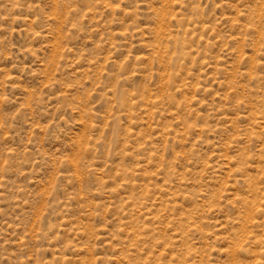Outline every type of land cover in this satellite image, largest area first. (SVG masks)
Instances as JSON below:
<instances>
[{"label": "rangeland", "instance_id": "374dc122", "mask_svg": "<svg viewBox=\"0 0 264 264\" xmlns=\"http://www.w3.org/2000/svg\"><path fill=\"white\" fill-rule=\"evenodd\" d=\"M0 264H264V0H0Z\"/></svg>", "mask_w": 264, "mask_h": 264}]
</instances>
